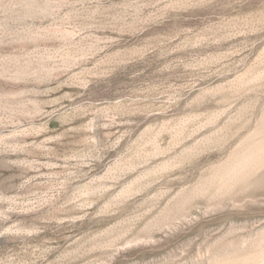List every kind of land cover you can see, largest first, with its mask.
I'll return each instance as SVG.
<instances>
[{"label": "rangeland", "instance_id": "obj_1", "mask_svg": "<svg viewBox=\"0 0 264 264\" xmlns=\"http://www.w3.org/2000/svg\"><path fill=\"white\" fill-rule=\"evenodd\" d=\"M0 264H264V0H0Z\"/></svg>", "mask_w": 264, "mask_h": 264}]
</instances>
